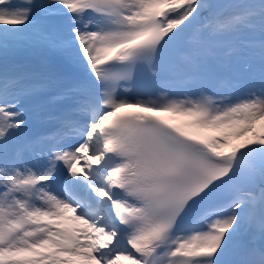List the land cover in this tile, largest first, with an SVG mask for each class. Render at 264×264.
Returning a JSON list of instances; mask_svg holds the SVG:
<instances>
[{
    "label": "snow or ice",
    "instance_id": "snow-or-ice-1",
    "mask_svg": "<svg viewBox=\"0 0 264 264\" xmlns=\"http://www.w3.org/2000/svg\"><path fill=\"white\" fill-rule=\"evenodd\" d=\"M0 55V264H264V0H0Z\"/></svg>",
    "mask_w": 264,
    "mask_h": 264
},
{
    "label": "bare ground",
    "instance_id": "bare-ground-1",
    "mask_svg": "<svg viewBox=\"0 0 264 264\" xmlns=\"http://www.w3.org/2000/svg\"><path fill=\"white\" fill-rule=\"evenodd\" d=\"M219 2H228V0H219ZM47 88H51V87H47ZM242 88L240 89H237L236 90V95H242L243 94V91L241 92ZM180 98H183L182 96ZM39 131H37L36 133H38ZM27 133H28V130H27Z\"/></svg>",
    "mask_w": 264,
    "mask_h": 264
},
{
    "label": "rangeland",
    "instance_id": "rangeland-1",
    "mask_svg": "<svg viewBox=\"0 0 264 264\" xmlns=\"http://www.w3.org/2000/svg\"><path fill=\"white\" fill-rule=\"evenodd\" d=\"M51 55H52L51 53H48V55H47V61H49L50 63H54Z\"/></svg>",
    "mask_w": 264,
    "mask_h": 264
}]
</instances>
